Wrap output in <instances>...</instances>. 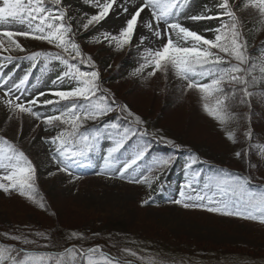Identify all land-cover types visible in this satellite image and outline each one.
<instances>
[{
  "label": "snow or ice",
  "instance_id": "1",
  "mask_svg": "<svg viewBox=\"0 0 264 264\" xmlns=\"http://www.w3.org/2000/svg\"><path fill=\"white\" fill-rule=\"evenodd\" d=\"M72 2L0 0V105L7 110L9 121H21L20 130L13 138H8L6 131L0 135V192L19 195L47 209L42 199L37 200L35 192L37 167L20 143L25 115L43 123L45 130L60 129L55 135L42 139L51 146V161L56 165V172L65 173L72 180L79 179L73 174L76 165L91 166L93 157L99 155L102 163L96 175L147 185L151 189L153 183L160 180L157 173L175 163L174 156L168 154L152 157L147 167L141 168L153 140L173 149L180 150L182 146L160 131L149 133L142 116L103 86L101 69L78 42L81 30L88 32L112 18L123 21V26L116 33H100L93 39L94 43L107 42L117 51L135 47L139 52L143 47V63L129 73L130 76H142L145 69L150 68L147 76H143L147 81L158 73L167 79L171 72L182 82L183 91L198 94L203 112L220 125L226 140L239 145L238 150L233 151L237 160L249 161L254 149L264 159V142L253 143L250 127L253 98L259 97L264 102V52L256 57L249 54L245 23L237 14L238 4L231 0H212L214 7L205 5L198 14L189 15L187 8L191 0L187 3L185 0H133L131 6L128 0H83V5H88L93 14L84 11L81 15L73 10ZM246 8L264 23V0H248ZM188 21L201 24L203 30L186 26ZM21 37L45 42L56 51L28 52L19 40ZM153 41L158 47L146 45ZM25 61L30 67L21 77L3 72L9 65L14 72L20 62ZM41 61L45 66L58 62L62 70L52 81L55 87L30 93L33 70ZM46 96L53 99H41ZM49 106L55 114L37 110ZM238 107L247 108L248 112L235 111ZM233 122L237 123L235 129L230 127ZM241 122L249 125L242 132V140L238 138ZM104 141L109 145L106 148L102 146ZM130 144L131 150L122 155ZM203 163L196 152L188 150L184 179L168 202L183 209L264 225V184L251 187V176H241L223 167L202 181L196 166ZM249 167L255 165L249 161ZM55 174L49 172V175ZM165 187L166 183L159 184L161 193ZM153 200L154 197L149 196L140 201V206L149 205ZM0 235L24 245L0 242V264H131L113 257L102 245L72 243L88 239L80 231L67 233L66 246L40 231L35 236L42 237L46 243L10 231ZM92 236L95 238L99 233ZM121 251L137 256L143 264H157L130 249Z\"/></svg>",
  "mask_w": 264,
  "mask_h": 264
},
{
  "label": "rangeland",
  "instance_id": "2",
  "mask_svg": "<svg viewBox=\"0 0 264 264\" xmlns=\"http://www.w3.org/2000/svg\"><path fill=\"white\" fill-rule=\"evenodd\" d=\"M245 1L231 0L239 5L237 14L245 23L249 54L256 57L264 52V23L258 17L248 14L247 11L250 10L246 8ZM128 3L131 6L133 0H128ZM205 5L214 7L212 0H191L187 12L189 15L198 14ZM72 8L81 15L84 11H88L89 15L93 14L88 5H83V0H73ZM122 26L123 21L112 18L103 26L91 30L116 33ZM186 26L197 31L203 30L201 24L191 21ZM144 34H147V30H144ZM78 37V42L84 47L82 50L91 55L101 69L103 86L110 88L121 103H126L132 111L142 116L147 122L149 133L160 131L167 138L195 149L211 163L228 167L231 171L243 170L247 176L252 177L251 187L264 184V159H261L258 151L254 149L249 156V161L255 167L250 168L249 161L237 160L233 156L235 145L226 140L220 125L203 112L198 94L183 91L182 82L171 72L167 79L162 73H158L147 81L143 76H147L150 68L145 69L142 76L129 75L143 63L140 55L143 47L139 52L135 47L117 51L114 46L109 47L107 42H92L87 46L83 30ZM209 38H212L211 34ZM19 40L28 49L42 47L31 39L21 37ZM146 45L158 47L154 41L150 44L146 42ZM50 64H58V68L45 70L40 62L33 70L28 92L30 88L47 90L55 87L52 81L61 72L62 65L55 61ZM35 80L39 82L38 85ZM40 111L44 112L42 109ZM235 111L248 112V109L238 107ZM8 117L7 110L0 105V132L6 131L13 138L20 130L21 121H9ZM37 124L40 126L37 127ZM248 126L246 122L239 124L240 140L243 139L242 132ZM230 127L237 128V123L233 122ZM250 127L253 130V141L257 140L254 144L264 142V102L259 97L252 100ZM57 131L59 128L53 132L45 130L43 123L25 115L20 138L22 148L37 167L35 184L42 191L47 205L50 206L51 203L52 215L41 212L44 209L24 197L0 192V233L10 231L23 234L42 244L44 241L35 236V233L47 231V222L59 221L72 226L73 231L83 232L95 244L99 242L102 246L117 248L122 259L131 264L143 262L137 256L122 252V249H130L139 257L152 259L157 264H162V261L167 264H264V225L201 210L183 209L168 202L176 195L178 185L184 179L187 157L179 158L175 154L179 158L177 169L167 168L157 173L160 180L154 182L151 189L147 185L96 175L95 172L102 163L99 155L93 157L91 166L86 163L76 165L73 173L83 178L72 180L63 173L56 172V165L51 161V146L42 142V138L55 135ZM102 146L106 148L109 146L108 142L104 141ZM125 154L127 152L122 155ZM150 161L147 157L141 168L145 169ZM49 172L56 174L49 175ZM204 178V175L201 176L202 181ZM160 183H166L163 193L159 190ZM149 196L154 197L152 203L141 207L140 201ZM93 233H99V236L93 238ZM1 241L22 245L7 240L2 235ZM83 242L85 240L76 241L77 244ZM214 249L216 252H210Z\"/></svg>",
  "mask_w": 264,
  "mask_h": 264
},
{
  "label": "trees",
  "instance_id": "3",
  "mask_svg": "<svg viewBox=\"0 0 264 264\" xmlns=\"http://www.w3.org/2000/svg\"><path fill=\"white\" fill-rule=\"evenodd\" d=\"M249 15H253L250 13V11H247ZM223 135L225 136L224 132H223ZM257 141V140H256ZM256 141L253 143H256ZM176 143L180 144L182 147L181 148H188L185 146V144H181L179 141H175ZM239 148V145H235L234 146V150H238ZM188 149H191L193 150L194 152H196L200 157L208 160L205 156H203L202 154L198 153L195 149L193 148H188ZM240 173L243 172V170H240V169H237ZM51 212V211H50ZM47 226H48V230L47 231H44L45 234L47 235H50L52 237V240L54 242H58L62 245H65L66 246V241H65V237L67 235V233H69L70 231H73L74 229L72 228V226H69V225H66L65 223H62V222H47ZM51 232H52V235H51ZM41 240L44 241V243H46L47 241H45L42 237H41ZM74 242V241H72ZM99 243V242H98ZM90 244H93V240L91 238L88 237V239L86 240V246L90 245ZM116 245L118 244L117 242L115 243ZM102 245V244H101ZM170 246H173L172 243H170ZM103 247L105 248V250L109 253H111L112 255L114 254H119L118 251L116 249H114L113 247L111 246H105L103 245ZM117 247V246H116ZM216 252V250H211L210 252ZM229 252V251H228ZM236 252V251H235ZM198 253V251H197ZM236 253H239V254H244V255H247V256H254L253 254L251 253H245V252H236ZM256 256V255H255ZM253 258V257H252Z\"/></svg>",
  "mask_w": 264,
  "mask_h": 264
}]
</instances>
